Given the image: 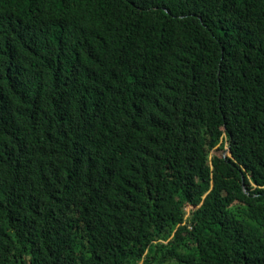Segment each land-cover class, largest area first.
Wrapping results in <instances>:
<instances>
[{
  "label": "trees",
  "instance_id": "16d2710c",
  "mask_svg": "<svg viewBox=\"0 0 264 264\" xmlns=\"http://www.w3.org/2000/svg\"><path fill=\"white\" fill-rule=\"evenodd\" d=\"M0 264H264V0H0Z\"/></svg>",
  "mask_w": 264,
  "mask_h": 264
},
{
  "label": "rangeland",
  "instance_id": "374dc122",
  "mask_svg": "<svg viewBox=\"0 0 264 264\" xmlns=\"http://www.w3.org/2000/svg\"><path fill=\"white\" fill-rule=\"evenodd\" d=\"M226 153L229 155L228 152H226ZM193 208H194V207H193V206H190V205H187V206H186V210H187V211H189V210H191V209H193Z\"/></svg>",
  "mask_w": 264,
  "mask_h": 264
}]
</instances>
